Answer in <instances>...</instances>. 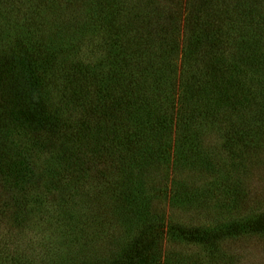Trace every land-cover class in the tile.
Wrapping results in <instances>:
<instances>
[{"label": "trees", "instance_id": "obj_1", "mask_svg": "<svg viewBox=\"0 0 264 264\" xmlns=\"http://www.w3.org/2000/svg\"><path fill=\"white\" fill-rule=\"evenodd\" d=\"M94 1L93 35H110L97 63L77 60L73 40L38 41L34 13L18 47L0 53V223L9 218L23 235L39 214L77 225L81 203L79 248L89 211L98 216L93 209L105 205L122 242L107 255L61 257L55 248L35 254L31 240L0 229V264H185L161 243L263 235L264 215L219 229L166 226L147 213L146 187L164 168L173 182L191 170L212 175L207 135L234 158L260 150L264 0H129L124 10L116 0ZM171 187L169 200L181 205L194 186L182 194Z\"/></svg>", "mask_w": 264, "mask_h": 264}, {"label": "rangeland", "instance_id": "obj_2", "mask_svg": "<svg viewBox=\"0 0 264 264\" xmlns=\"http://www.w3.org/2000/svg\"><path fill=\"white\" fill-rule=\"evenodd\" d=\"M34 1H36L37 7L32 3ZM41 1L44 3L42 7H38L37 0H0V53L9 52L10 49L18 47L17 37L23 33L21 24L27 22L28 17L26 16L34 13L38 15L33 21L34 27L38 28L36 33L38 41L41 39L44 40V44L48 45L52 42L56 45L60 38L61 41L73 40L72 43L78 47L74 48L77 60L81 59L85 65L97 63L104 52L103 49L99 51V47L104 39L106 41L110 38L108 28H105L107 36L104 33H101L100 36L93 35L91 8L95 5L98 6L97 2L82 0L81 5L79 0ZM128 1L116 0L117 8L124 10ZM35 8L39 10L37 13ZM103 11L105 10L103 9ZM126 14V12L122 13L123 16ZM104 27L110 26L104 25ZM60 29L63 33L58 32ZM1 100L0 92V103ZM167 136L164 138L165 145L169 144ZM203 145L205 154L210 156V163L215 168L213 174L191 170L175 177L176 183L173 182L171 173L169 175L165 173L166 168H164V173L160 172L157 175L149 176L152 181H148L146 187L147 198H149L147 213L151 217L154 216L163 221L166 226H181L186 229L203 226L208 229H219L229 223L244 222L250 218L263 216L264 140L260 145V150L247 153L242 158H234L225 149L223 150V141L220 138L207 135V138L203 140ZM206 167L209 166L206 165ZM178 180H180L179 183ZM190 185L194 186L191 187L192 192L188 191L190 194L182 201L181 205L171 203L169 200L171 186L177 193L182 194L183 191H187ZM3 191L0 189V195L6 197ZM226 192H228V196H226ZM185 194L186 192L183 193V196ZM52 196L49 197V200H53L54 196ZM75 208L77 210L73 214H81L85 209L81 203ZM112 209L105 205L104 207L99 206L97 209H93L98 210V216L95 211H89L93 219L89 214L86 219L83 217L88 229L85 231V245L79 248L74 246L79 233H82V228L79 227L80 223H77L82 219L79 214L74 215L77 225L70 223L67 226L66 224L61 225V223L57 226V222L52 225V223H48L51 220V214H39L37 216L39 218L36 217L29 221V230L25 235L9 218L0 223V229L3 232L8 229L10 235L18 237V242L28 243V240H31L33 242L31 246L37 249L35 254L40 253L41 249L46 251L56 249L61 257H71L73 254L75 257V254L81 253L82 250L107 255L122 242L119 238L120 227L111 223ZM101 215L104 216L99 217ZM42 218L45 222L42 221ZM134 222L136 224L135 219H125L123 226ZM1 234L0 232V237ZM134 234H139V231ZM161 245L166 249V252L178 253L184 259L185 264H191V262L194 264H264V234L245 233L236 237L225 236L215 240L211 246L172 244L170 247L167 240L163 241ZM170 249L171 251H169Z\"/></svg>", "mask_w": 264, "mask_h": 264}]
</instances>
